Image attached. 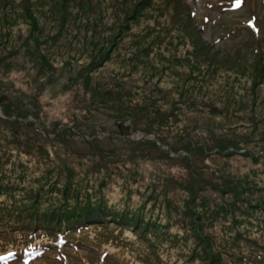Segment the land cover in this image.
Wrapping results in <instances>:
<instances>
[{
	"label": "rangeland",
	"instance_id": "obj_1",
	"mask_svg": "<svg viewBox=\"0 0 264 264\" xmlns=\"http://www.w3.org/2000/svg\"><path fill=\"white\" fill-rule=\"evenodd\" d=\"M27 1L0 0V41L11 30L0 44L8 65L0 63V216L18 195L45 200L49 190L66 187L79 198L101 190L108 206L138 212L150 227L137 235L112 221L92 224L66 236L62 255L46 237L0 232V253L25 249L27 240L48 250L32 264H264V127L251 128L249 119L252 107L255 120L264 115V83L256 85L264 82V60L244 56L264 47V0H178L188 11L173 0H89L94 9L70 0L80 14L64 22L62 14L43 16L44 0L26 11ZM137 2L136 20L130 16ZM40 7L37 18L24 19ZM185 15L207 46L199 45L204 62L219 63L211 74L186 59L195 35ZM92 62L84 84L79 73ZM96 85L128 92L144 110L136 114L133 106L131 116L120 117V104L90 93ZM11 101L39 119L15 120L6 112ZM179 135L207 147L192 168L178 151ZM171 136V148L154 140Z\"/></svg>",
	"mask_w": 264,
	"mask_h": 264
},
{
	"label": "trees",
	"instance_id": "obj_2",
	"mask_svg": "<svg viewBox=\"0 0 264 264\" xmlns=\"http://www.w3.org/2000/svg\"><path fill=\"white\" fill-rule=\"evenodd\" d=\"M177 1L178 0H173L174 4L177 7H179L181 10L187 9L188 11L189 8L187 4H184V3L179 4ZM74 2L78 3L79 1L74 0ZM87 2H88V6L90 7V9H94V7L90 6L89 0H87ZM138 2L133 7V10H132L133 16H130V18L136 17V20L139 16L138 14L135 13V9L137 8ZM13 6H17V3H15ZM35 6L36 5L34 4V0H28L25 10L27 11L28 8H31V7L36 8L37 6L36 7ZM42 7L45 8L43 12V16L51 17L52 15L53 18L56 19L60 14H62V17H60V19L63 22L66 19H68V16H71V19L75 21L74 19H77V17L80 14V8L77 7L76 5L70 4V0H44ZM42 7L37 8V11L36 9H34L32 17H30V13L25 12L26 15L24 19L26 21H30V20H33L34 18H37L36 13H40V11H43ZM68 7L79 8V10L74 15H72L70 14L71 10H67ZM146 7H149V4H146L145 6L141 7L140 11H142L143 9L145 10ZM46 11H49L51 15L48 16V14H46ZM127 11L128 9L125 8L124 12L127 13ZM122 18L123 16H121L120 20L117 22L116 27H118L122 23ZM125 19H128V17H126ZM185 19L187 20V24H188L186 25V27H189V29L195 35V38L192 40V43H191V48L188 49L186 52V59L188 60L193 56L194 58H196L195 62H198L203 67L206 66L204 68L205 71L206 72L209 71V74H211L209 69L217 66L219 63L218 64L216 63V65H211V64H206L204 62V59L201 56L202 50L200 49V46L205 47V48H207V46L205 45L204 42H202L199 30H196L197 28L196 29L194 28L191 22V19L189 18L188 15H185ZM4 20L8 21L7 19H4ZM6 28H9V25H7ZM31 28L35 30L36 26L33 24L31 25ZM118 30L119 31L117 32V34L121 33L120 28ZM5 33L6 34L2 35L3 39L0 41V44L7 43V41L5 42H2V41L5 40L7 37L9 38L11 36V30H7L5 31ZM133 46L135 48H139L138 45H133ZM208 51L210 52V50ZM244 56H246L248 59L256 58L255 62L261 63L264 60V47L256 45L254 49L250 50V53L248 55L244 54ZM0 63L3 64L5 69H7L8 65H7L5 57H2V58L0 57ZM94 64L95 63L92 62L88 67L89 70L86 71L85 73H82V72L79 73V75H82V80L84 81L83 82L84 84L88 83L90 79V75H87V74L88 72H91L93 70ZM199 64L196 65V67L200 66ZM43 66H45V64H43L41 67L44 68ZM42 77L43 79H49V78H44L43 75ZM263 83L264 82L260 81L256 83V85L263 84ZM119 84H117L115 88H121ZM99 86L100 85H96L93 88H89L90 93L95 95L96 98L100 100L102 103L117 102L118 104H120L114 108V111L116 110L117 112L116 114H118L120 117L128 118L129 117L128 115L131 116L132 113L130 111V108L133 106L136 109V114L141 113L144 110V106H140L139 102L136 104L135 103L132 104L129 101L128 92H126L124 95L122 94L123 91L122 92H119V91L116 92L114 90L104 91V89ZM6 99L7 97L5 98V100ZM12 103H15V104L12 105ZM127 106H129V108H127ZM253 110L254 109L252 107L251 118H249L251 120L250 127L251 128L253 127L255 129L259 125H262V124L264 127V115L262 116L260 120H255L254 118L256 116ZM6 112L9 115L13 116L15 120L23 118V117H28V116L33 117L34 120L39 119L36 116L37 112L35 110L33 111L28 110L25 107V105H23L22 102L20 101H16V102L11 101L7 103ZM126 113L128 115L124 116L126 115ZM167 120L168 119L161 120V121L167 122ZM95 126L96 125H91L90 127H95ZM171 129H175V128H171ZM43 134H46V133H43ZM111 136H112L111 132H108L106 133V135H104V138L107 140H110ZM177 139H180L182 141V148H180L179 150L177 149V150L178 151L184 150L186 152L185 156L187 160H189L187 161V163L189 164L188 167L192 168V165H191L192 158L195 155H199V153L205 152L203 149L204 147H206L205 144H203V141L201 140H195L194 138H191V137L190 138L183 137L182 135L177 136ZM155 140L158 142H162L163 144H165L166 146L168 145L171 148L170 142L173 140L175 141L176 139H172V136H171L168 142L161 141V139L159 138ZM139 143L140 142H130L129 144L131 145L129 146L133 145L134 147V146H137ZM121 144H125V140L124 141L122 140ZM160 148L162 149V147ZM168 151L169 149L167 147V150L165 152L168 153ZM171 151H174V149H172ZM195 151L197 153L190 157L189 155H191V153ZM92 152L95 153L93 148H92ZM4 188L13 190L14 193H16L17 191L15 187L10 186V185L5 186ZM40 189L36 191L35 193H39ZM74 191L76 190L71 189V188L67 189L66 187L52 189V190H49L48 192L49 196L45 200L42 199L39 195H30L27 197L18 195L20 202L19 203L15 202L16 203L15 207H12L8 212L5 211L4 214L0 216V232L4 234L7 233L9 235L15 234L16 232H18L20 233L19 235H21L20 237H22L23 239H24V235L27 234L28 236H30V239L32 237H35V238L46 237L47 239H50L49 237H53L52 239L56 238V240H59V239L67 240L64 237H66L67 235H76L78 233L84 232L85 230L89 228L88 227L89 225H92V224L99 225V224H103L109 221H112L119 228L126 227V228H129L130 231L134 230V232L137 233V235H142L141 233L150 227L149 222L144 221L143 216L138 215L137 214L138 212L129 213L126 210L124 211L122 208H116L115 206H112V205L108 206L105 203V199L101 193V190H98V193H100L99 195H95L93 193H90V194L86 193L85 196L84 195L82 196V198H79L77 195H75ZM229 191H233V190L229 189ZM227 193L232 196L234 195L235 192L230 193L227 191ZM59 197L61 198L58 199ZM54 199H56V203H51V201H53ZM45 201H49V203L46 204ZM191 207L196 209L193 205ZM2 222H6L8 227L2 228L1 226ZM9 227H12V228H9ZM238 236L239 238H242L240 233L238 234ZM25 242L27 243V240ZM209 249H210V245H207L206 243L205 254L206 256L210 257L211 253ZM22 252H24V249L22 248L21 249H9L6 252H4L3 255L0 254V258H1L0 261H2L1 263H5V264H8L10 262H19L17 259H14L13 256L20 255L22 254ZM21 264H26L25 260L22 261Z\"/></svg>",
	"mask_w": 264,
	"mask_h": 264
},
{
	"label": "water",
	"instance_id": "obj_3",
	"mask_svg": "<svg viewBox=\"0 0 264 264\" xmlns=\"http://www.w3.org/2000/svg\"><path fill=\"white\" fill-rule=\"evenodd\" d=\"M155 140V139H154Z\"/></svg>",
	"mask_w": 264,
	"mask_h": 264
}]
</instances>
